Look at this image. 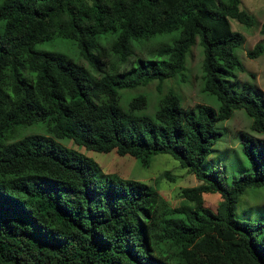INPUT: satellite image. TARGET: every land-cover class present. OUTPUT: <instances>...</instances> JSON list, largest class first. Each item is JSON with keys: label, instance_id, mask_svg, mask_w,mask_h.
I'll return each mask as SVG.
<instances>
[{"label": "trees", "instance_id": "16d2710c", "mask_svg": "<svg viewBox=\"0 0 264 264\" xmlns=\"http://www.w3.org/2000/svg\"><path fill=\"white\" fill-rule=\"evenodd\" d=\"M241 0H4L0 4V264H264V224L238 221L248 189L264 187V141L241 132L249 170L227 188L217 169L200 165L221 136L218 122L243 110L250 130L264 133V95L237 91L245 42L230 20L254 18ZM112 33L109 46L102 35ZM259 33L264 37V23ZM173 35L171 42L168 36ZM72 41L90 71L36 45ZM202 49V91L218 108H184L167 80L185 70L191 48ZM156 41L151 59L136 44ZM264 53L258 42L247 53ZM234 80V81H232ZM156 83L154 114L140 89ZM140 88V89H139ZM137 89V90H136ZM138 94H135V92ZM38 126L45 134L20 136ZM129 156L143 168L172 157L200 183L182 188L171 207L144 182L104 176L99 166L67 150ZM168 176V175H166ZM171 178L170 176H168ZM218 194L216 209L204 195Z\"/></svg>", "mask_w": 264, "mask_h": 264}, {"label": "rangeland", "instance_id": "374dc122", "mask_svg": "<svg viewBox=\"0 0 264 264\" xmlns=\"http://www.w3.org/2000/svg\"><path fill=\"white\" fill-rule=\"evenodd\" d=\"M3 1L0 0V4ZM240 8L253 16L254 25L246 27L234 20H230L231 29L234 32L242 34L245 38L244 44L236 51L244 66V72L237 75L236 82H239L237 91L241 90L242 83L251 84L255 90L258 89L264 95V53L256 59H249L247 57V53L258 42L264 43V37L259 33L260 26L264 23V0H241ZM3 29L4 22L0 21V31H3ZM173 37V35L168 36L167 38L170 40L168 42H171ZM114 38L115 36L112 33L105 34L100 37L99 43L101 46H109ZM157 46L156 41L148 42L143 46L136 44L134 50L135 56L130 59V64L119 65L117 62H114V66L121 70L125 68L129 69L131 63L137 57L151 59V53L157 49ZM35 49L41 52L61 54L71 59L75 64H80L90 71L86 62L80 57L76 45L68 39L55 37L50 41L36 45ZM201 62L202 49L197 39L195 45L187 55L185 70L176 79L167 80L164 83L162 93L167 92L166 89L171 88L179 96L181 105L184 108L190 109L198 104H203L217 109L218 102L216 99L202 91ZM155 84L153 83L144 89L139 88L142 93L145 92L147 95L148 114L154 112L157 100L160 97L156 92ZM135 94H138V92H135ZM251 122V118L243 110H237L230 119L218 122L216 128L221 132V136L212 146L208 157L200 165L202 172H209L213 169L219 170L227 188L231 186L233 181L238 180L243 173L250 169L249 163L242 152L240 133L247 132L257 141H264V133L257 134L250 130ZM37 127L22 129L20 136L45 134L43 129ZM56 142L67 150L77 152L93 160L99 166L104 176L115 175L121 179L137 180L153 186L157 189L161 198L171 207L178 206L181 202H184L178 197L180 189L191 188L200 184L194 175L182 169L168 155L160 154L154 156L150 166L143 168L138 160L129 156L120 157L114 151L109 153L88 152L83 148L75 146L68 140L56 139ZM204 200L207 207L215 210L218 202H220V196L218 194H206L204 195ZM235 218L242 222L264 224V187L248 189L239 197L235 207Z\"/></svg>", "mask_w": 264, "mask_h": 264}]
</instances>
